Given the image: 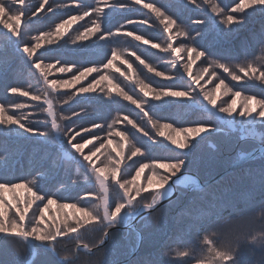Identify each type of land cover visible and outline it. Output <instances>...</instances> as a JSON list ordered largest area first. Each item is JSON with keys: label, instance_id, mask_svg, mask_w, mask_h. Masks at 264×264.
Returning a JSON list of instances; mask_svg holds the SVG:
<instances>
[{"label": "snow or ice", "instance_id": "1", "mask_svg": "<svg viewBox=\"0 0 264 264\" xmlns=\"http://www.w3.org/2000/svg\"><path fill=\"white\" fill-rule=\"evenodd\" d=\"M132 5H142L163 25L165 34L163 43L153 42L151 38H145L143 34H136L134 29L128 30V25H147L152 28L154 24L151 22V17L139 19L129 17L126 23L121 24L115 31L105 27L112 13L129 10ZM190 6L203 9L205 13L202 17L191 21L195 25L205 26L204 29L192 30L195 31V35L183 24L179 16L170 13L155 0H149L147 3L143 0H128V2L98 0L95 5H86L85 0H65L63 3L56 4V8L74 7L78 10L77 13H69L68 19H62L57 23L54 33L41 32L32 37L33 42L23 43L24 29L33 22L34 18H38L40 13L53 12L52 5L49 0H40L34 9H30L26 0H0V24L7 29L4 33L7 44L15 46L20 59L28 65V70L44 85L42 94L32 91L30 86L29 88L9 86L5 91L39 102L41 112L46 114L42 121L44 127H40L37 125L41 121L32 119L35 115L32 111L24 112L20 116L15 114L16 110L30 109L33 105L27 102L14 104L11 106L13 111L10 114L5 105L0 104V247L6 240H20L32 251L33 256L36 255L37 247L56 254L57 243L68 238L76 241L74 252L75 259H78L81 252L90 257L95 255V249H106L116 234L113 230L119 231L124 228L126 235L136 233L133 246L135 251L144 241L136 225L150 227L153 216L163 211L164 202L175 203L180 196L187 195L193 189L202 194L199 197H193V201L199 199L208 210L205 220L197 225L198 236L204 233L202 236L204 247L200 249L202 255L196 259L195 264H244L238 256L242 241L256 243L259 240V243L264 245V232L251 235L250 238L246 232V226L253 220L259 219L264 223V199L261 200L258 209L241 211L223 196L217 195L213 185L202 187L198 176L188 171L201 145L210 136L225 133L226 129H233L234 126L239 125L241 139L244 138V134L255 138L256 129H264V97L258 98L256 94L245 95L238 106L237 98H241V91H232L225 83L228 77L231 81H240L246 77V82L250 81L254 84L258 82L259 85L264 86V32L255 38L261 56L239 64L231 63L233 59L239 57V53L226 49L223 53L213 54L207 48L200 47L197 42L204 38L210 26L225 37L238 33L251 15L255 13L264 15V0H237L235 5L230 6L227 11L214 3V0H184L183 7ZM208 9H211L215 17H221L218 22L213 16L207 15ZM85 17H90V22L87 26L82 25L84 30L78 32L75 39L71 41L73 45L95 37L94 46L103 48L104 45L99 44L100 41L107 42L120 35L131 37L140 44L149 45L152 49H158L161 53L173 56L170 63L175 71L165 73L157 71L135 51L129 53L135 56L148 72L173 83L152 87L150 83L137 79L134 83L139 85V92L143 94V97L134 98L119 84L113 83L103 71V69L112 68L113 61L121 56L115 49L111 51V59H108L107 63L101 62L92 66L87 63L61 60H57L55 64L46 63L43 52L37 55L44 41L53 43L50 38L53 35L62 38L64 35L61 32L62 29L70 27L74 22L84 20ZM220 25L223 27L221 28ZM181 37L184 39L177 46L176 40ZM186 41L194 43L188 44ZM80 47L85 48L87 45L80 44ZM182 51L186 54L187 63L185 64L179 62L181 60L179 54ZM202 58L208 67L202 68L200 74L194 76L191 71L192 64ZM7 63L0 56V68L5 67ZM121 63L128 64V61L121 59ZM181 68L187 74V80L183 79ZM53 69L60 73H71V78L49 79ZM116 70L120 71L119 68ZM128 70L132 71L131 64H128ZM218 70L219 73L227 75L218 74ZM93 73L97 76H93L87 84L81 83ZM121 75L128 79L125 73L121 72ZM205 75L209 77L206 83H211L214 79L219 80L213 90H208L201 85L200 82ZM104 81H108L110 85L107 91L101 87ZM176 81H183V83ZM77 84L81 86L75 91L66 93L67 98L63 100L64 104H68L76 97H80V102L89 106H108L109 102L116 103L117 100L122 99L139 109V112L143 114L142 119L145 125L135 122L128 115L122 117L118 115L117 119L107 125L96 120H92L90 125L81 124L77 127L62 124L61 121H73L89 115L88 107L72 111L69 115L57 114L54 103L57 94ZM221 88L226 89L233 96L230 103L217 104L214 92H219ZM113 90L116 93L115 98L111 95ZM149 98L158 103L150 104ZM154 107L195 108L205 113L207 118L193 121L189 126H174V122L161 123L160 119L154 120L150 115ZM121 120L127 121L132 129L141 134L139 143H128L127 131L114 130L113 126ZM105 127L108 129L107 137L94 131V129L103 130ZM83 133H91V138ZM113 136L119 137L120 141L115 144L112 152L106 153L108 146L113 144ZM158 137H163V140ZM259 138L261 163L258 181L261 192L264 193V133H261ZM24 144L43 146L44 155L38 161L41 168L48 165L53 169L74 166L77 173H83L86 182L98 185L99 191L94 188L85 192L77 203L60 205L62 208L74 209L80 214L79 216L65 218L58 223L50 222L51 218L46 220L50 206L56 204L61 197L56 192L42 191L36 177L9 179L15 157ZM89 145L92 147L89 148ZM159 147H163L168 155L153 156V150ZM85 149L88 151L85 152ZM134 157L137 159H133ZM247 157L255 161L256 152H249ZM33 159L35 160V156ZM128 161L131 163H127ZM224 179L225 177H220L215 181V185H220ZM141 180L143 182L138 183ZM76 182L73 181V183ZM20 189L29 193V198L16 197L15 193ZM113 192L116 194L115 197L112 195ZM7 193H13L11 200L7 199ZM173 196H176V201L172 199ZM88 198L97 203L89 207L86 203ZM33 205H35V211L32 210ZM229 208L234 215L225 216ZM257 211L259 216L256 215ZM30 212L31 215H29ZM228 226H231V231L226 239L219 241L217 237ZM89 231L100 233L94 246L82 240L83 234ZM189 243L183 240L178 242L179 245ZM165 246L171 247L166 244L157 252H148L142 258L130 261L129 264H190L188 259H165V256L172 255V252H164ZM175 256L188 258L191 253L187 247H183L175 251ZM68 259L70 258L67 256L61 258V260ZM75 259L72 264H75ZM11 264H21V261L13 260ZM102 264H114V262L105 258Z\"/></svg>", "mask_w": 264, "mask_h": 264}, {"label": "rangeland", "instance_id": "2", "mask_svg": "<svg viewBox=\"0 0 264 264\" xmlns=\"http://www.w3.org/2000/svg\"><path fill=\"white\" fill-rule=\"evenodd\" d=\"M49 1H54V0H49ZM159 1L161 4H159ZM174 1H177V0H174ZM180 1H177V2L181 5V8L184 9V11H183L184 13L180 17L183 24L185 26H187L190 31H192L194 29H204L205 26L195 25L191 22L193 19L201 17V16H198L199 14H195V12H201L202 9H196V8L191 7V6L189 8H184L183 7L184 0H180ZM221 1H224V0H214V3L219 4L222 8L225 9V11H227L228 10L227 8L229 6L228 5L227 6L221 5L220 4ZM39 2H40V0H26L27 5L29 3L28 7L30 9H34L39 4ZM86 2H88L89 4L91 3L90 0H86ZM109 2H112V0H109ZM125 2H128V0H125ZM143 2L147 3L148 0H146V1L143 0ZM155 2L158 5H161L165 8H167L166 6H168L171 9L170 11L169 10L168 11L174 15H176L175 12H177L179 10L178 6L174 3H172L171 0L167 1V2H164V0H155ZM35 4H37V5L35 6ZM228 4H230V2ZM53 6L54 5H52V7ZM46 8H47V6H46ZM53 9H54L53 12L45 11L43 13H40L39 17L34 18L33 20H35V21L32 22V24L30 23V25L24 29L23 43L33 42L32 37L40 34L41 32L54 33L56 24L59 23L63 18H65L66 14L58 13L56 11V10H58V8H56L55 6L53 7ZM135 9H137V10L141 9V10H144L145 12L147 11V9H144L142 7V5H132V6H130L129 10H126V11L135 10ZM193 9H195L196 11H192ZM249 11H251V10H249ZM55 12H57V14ZM136 13L138 16H140V11H138ZM136 13L134 15H131L130 18L139 19L138 16L135 17ZM207 15L213 16V18L217 22L221 18V17H215V15L211 12V9H208ZM234 15H238V14H234ZM257 15H261V14L255 13V14L251 15L248 18L246 25L238 33L233 34V37L231 39H229V41L225 42L224 44L219 43L216 48H215V46L218 43V41H217L218 36H220L223 39H226L229 36L225 37L218 32L215 33L214 32L215 28L211 27V26L206 30V35L209 37V41L206 42L204 40V42H203L204 44H203L201 41L202 39H199L197 42L199 43V45L202 44L204 46V48H207L213 54L223 53L226 49H231L234 51V50H236V48L239 47L240 50H236V52L239 53L240 55L237 59H233L231 61L232 64L244 63L247 60H255L257 57L261 56V51H260V48H259L257 42H255L254 40H251L250 38L252 37L253 34L255 36H260L261 33L264 32L263 15L261 17H258L260 19L259 20L260 23H258V24L253 23V22H255L254 18H256ZM141 18H148V16L144 15V16H141ZM90 19H91L90 17H85L84 20H80L78 22L82 25L87 26L90 22ZM57 20H58V22H56ZM117 22H119V21H116V20L112 21V23L109 27L112 29V31L116 30L114 24H116ZM250 23H253V24H250ZM248 24H250L251 26L250 25L248 26ZM82 25H78L74 28H70L71 27L70 26L69 28L62 29L61 32L64 33L62 38H59V37H56L53 35L52 37H50L53 40V43L49 44V43H47V41H44L43 47L41 49H39L37 55H39L41 52H43L44 53L43 59L46 63L55 64L57 60H61V61L77 62L80 64H84L85 59H86V61H87L86 63H89V66H92L94 64H99L101 62L107 63V60L111 59V51L113 49H115L121 54V56L113 61V67L112 68L103 69V71L105 74H107L109 76V79L112 80L113 83L119 84L125 91H127L134 98H142L143 97V95H140L139 85L134 84V81L136 80V78L143 80L146 83H150L152 87H158V86H163L166 84L173 83L172 81L164 80L162 77L155 76L154 73L148 72L147 69H145L144 66L141 65L138 60H136L135 56L130 55L129 54L130 52L128 50L124 51L123 49H124L125 45L120 43V42H122V40L120 38L121 36L113 37L111 40H109L107 42L100 41L99 44L104 45L103 48H97L94 46L95 37H92L91 39H89L87 41L78 42L77 45H73L71 43V41L73 39H75L78 32H82L84 30ZM128 26H131V25H128ZM220 27L222 28L223 25H220ZM0 29H1L0 30V56H2L8 62L7 64L9 65L8 71L4 74L5 76L3 78H1L2 76L0 77L1 78L0 82H2L4 87L6 86V88L9 85L8 82H10V84H11L10 86H17V87H21V88H29V86H30L32 91L42 94L44 92V85L42 84V82L39 81L37 76L34 77V75H32V73L28 70V68H26V67H28V65L25 64L20 59L19 54L15 50V46L14 45L9 46L7 44V41H6V38L4 35V33L7 32V29H4L2 24H0ZM72 29L74 31L73 36H71ZM155 29L157 30L158 28L155 26ZM151 34H152V32L150 31V29L148 27V33L147 34L145 33L143 35L145 36V38H149V36H151ZM192 34L195 35V31H192ZM206 35L204 36V38H206ZM243 35H248V36L243 37ZM67 38L70 40H68L67 42H64V40ZM183 39L184 38L181 37V38L176 40L177 46L179 45L180 41ZM110 42H112V43H110ZM153 42H155V41H153ZM186 43L192 44L194 42L193 41H186ZM80 44H86L87 47L81 48ZM147 46H149V45H147ZM212 46H214V47H212ZM56 48H58V49L61 48V50L56 51V53H54V50ZM46 49H48V50H46ZM135 50L137 51L138 48H136L134 46H132V48H130V51H135ZM84 51H89V52L93 53V60L94 61L93 60L91 61V58H89L88 55L80 56L82 54L80 52H84ZM143 51L147 55L146 58H147L148 63L152 67H154L157 71H162L165 73H171V72L175 71V69L172 68V65L170 63L173 59V56H169L166 53H161L158 51V49H152L151 48V50H149V51L147 49H143ZM253 51H254V53H253ZM73 53H75V54H73ZM74 55H77V56L75 57ZM179 55L181 57V60L179 61L180 64L187 63L186 54L182 51ZM129 57H131V59L134 61V65L132 66V71H131L132 72V74H131L132 78L131 77L129 78L127 76L128 79H130V81L125 80L127 83L126 84L125 81L122 80L123 79L122 75L120 76L119 74H120V72H123L122 69L127 67L128 64L133 63ZM121 59L127 60L128 64L121 63ZM204 67H208V65L204 62V60L202 58L201 60L195 61L192 64L191 71H192L194 76L199 75L202 68H204ZM17 68H20V69L18 70ZM57 68H59V65H57ZM117 68H119L120 71H117L116 70ZM19 71H21L22 73H20ZM125 72H123V73H125ZM181 72L183 73V79L186 78L187 74L183 72L182 68H181ZM3 73H4V71H3ZM218 74L225 75V76L227 75V74L219 73V70H218ZM241 75H243V74H241ZM93 76H97V74L93 73L91 76H89L87 78V80H84L81 83L87 84L88 80H91ZM32 77H34V80L32 79ZM57 77L71 78V73H60L56 69H53L52 74L49 76V79H55ZM121 77H122V79H121ZM156 80H158V81H156ZM208 80H209V77L207 75H205L204 79L201 80V82H200L201 85H204L208 90H213L215 88V85L219 83V80H215V79L212 80L211 83H206ZM25 81H27V82H25ZM161 81H165V82H161ZM246 81H247L246 77L241 79L240 81H231L230 77H228V79L225 80V83L228 85L229 88L232 89V91H241V98H237V105L238 106L241 103L242 97L245 95L256 94L258 98L264 97V86L259 85L258 82L254 84L250 81H248V82H246ZM176 82L177 83H183L181 81H176ZM80 86H81L80 84H77L74 87H72L71 89H63V90H61L60 93L57 94V96L54 100V103L56 105L57 114L58 115H69L72 111H79L83 107H88L89 115L74 119L73 121H61L62 124H69L73 127H77L81 124H89L90 125L92 120H96L97 122H101V123H104L105 125H107V124H111L114 119H117L118 115L120 117H122L123 115H128L129 118L133 119L135 122L141 124L142 126L145 125V121H144V119H142L143 114L139 112V109L135 108V106L130 104L129 102L123 101L122 99L117 100L116 103L109 102L108 106H101V105L89 106V105H85L82 102H80V97H76L73 100H71L68 104H64L63 100L67 98L66 93L75 91V89L79 88ZM101 87H104L105 90L107 91V89L110 87V85L108 84V81H104L103 84L101 85ZM2 90H3V88H0V91H2ZM111 95L113 96V98H115V96H116L115 90L112 91ZM214 96L217 99L218 105L224 104L226 102L230 103L231 100L233 99V96L231 95V93L228 92L224 88H221V90L219 92H214ZM0 98H1L0 104H4L6 109H8L10 114L13 111L11 106L14 104L27 102V103L33 105V107L30 109L16 110L15 114L17 116H20V115H23L24 112L32 111L33 113H35V115L32 117V119H39L41 121V123H39L37 126L44 127V124L42 123V121L45 119L46 114L41 112V109L38 106L39 102L30 101L26 97H21L18 94L12 95V94L7 93L6 91H3V93L0 94ZM149 103L150 104L151 103L156 104L158 102L151 101L149 98ZM150 115H152L154 120L160 119L161 123H163V122H174V126H176V125L189 126L190 124L188 122H190L191 120L198 119L199 117H200L199 119H206L207 118L205 113H203L201 110L195 109V108L164 109V108L154 107V108H152ZM113 128H114V130H118V131H127L128 135H129L128 143H132V142L139 143L140 142L141 134L137 133L135 131V129H132L131 125L128 124L127 121L121 120V122H118L117 124H115L113 126ZM94 131L100 132V134L103 137H107V133H108L107 127H105V129H103V130L94 129ZM152 131L154 132L155 130H152ZM256 132H257V136L255 138H250L247 134H244V138L241 139L242 133L240 131L239 125L234 126L233 129H226L225 133H223V136H232L231 138H227L229 140L227 143L228 144L227 145L228 146L227 151L231 150L232 156L233 155H242L244 157L245 154H247L248 152L251 151L250 149L253 150V149L257 148V146L260 145V138L259 137H260L261 133H264V129L257 128ZM83 135H88L89 138H91V133H83ZM179 138L182 139V137H179ZM112 139H113V144L108 146L106 153L112 152V149L115 147V144L120 141L119 137L113 136ZM158 139L163 140V137H158ZM95 143L98 144L99 141H95ZM165 143H167V142L165 141ZM208 145H210L211 150H205L206 153L204 154V157H206L207 160L211 161V159H214L215 157H218L219 155L223 154V151L220 148L213 145L212 142H208ZM213 146H215V147H213ZM91 147H92V145H89V148H91ZM247 150H249V151H247ZM20 151H23L22 152L23 155L21 158H24V155H25V157H27L26 161L28 162V164L31 165V166L27 167V169L28 170L37 169L38 167H35V166H37L39 164L38 163L39 158L44 155L43 146L35 145V144H24ZM87 151H88V149H85V152H87ZM207 152L208 153L210 152L211 154H208ZM113 155H114V153H113ZM152 155L166 156V155H168V153L164 150L163 147H159V148H155L153 150ZM33 156H35V160L33 159ZM101 159H104V157H101ZM133 159H137V158L134 157ZM127 163H131V161H128ZM57 169L60 170L61 176H64L63 174H67V173L72 175V184L71 185L75 184V183H73V181H77L79 178L82 179L80 181L86 182L84 180L83 173L82 172L77 173L74 166L60 167ZM46 172H48V171H46ZM191 174H193V173H191ZM256 179L258 180V178H256ZM199 180H201V179H199ZM142 182H143L142 180L138 181V183H142ZM86 183L89 186L91 185V187H88L83 192H76L74 194V197L76 198V200H79L81 195H83L87 191L93 190L94 188H95V190L99 191L98 185H94L92 182H86ZM50 188L55 192V191H60L62 189L65 190V188H67V186L61 185V186L57 187L55 184H50ZM193 190H195V189H193ZM112 195L115 197V195H116L115 192H113ZM87 202H89V203H87ZM87 202L86 203L89 207H92L93 205H95L97 203V201H95V200L92 202L91 198H88ZM61 204H64V203L54 204L55 206H53L55 208V210H57V214H58L59 219L60 218L61 219L71 218L72 216H79L80 215L79 213L75 212V210L72 208L60 207ZM78 206H79V204H78ZM185 216H180V214H179L178 217H179L181 222H184L188 219L187 215H185ZM64 219H63V221H64ZM195 220H196V218H195ZM188 234H190V232ZM181 240H183V239H180V241ZM183 241H185V240H183ZM185 245H187V244H185ZM178 246H180V245L179 244L178 245H172L170 248L169 247L164 248V252H172L171 257L165 256L164 258L165 259H173V260H177V259L185 260L186 258H183V257L178 258L175 256V251L179 249ZM195 250L199 251L198 249H195ZM205 255H206V253H205ZM199 257H201V255H195V254L191 253V256L189 257L190 261L192 259L194 261L191 264H195L196 259ZM27 262H26V264H27Z\"/></svg>", "mask_w": 264, "mask_h": 264}, {"label": "trees", "instance_id": "3", "mask_svg": "<svg viewBox=\"0 0 264 264\" xmlns=\"http://www.w3.org/2000/svg\"><path fill=\"white\" fill-rule=\"evenodd\" d=\"M90 1H91L90 4L92 5H95L98 2V0H90ZM167 1H170V0H164V2H167ZM171 1L172 3L176 4L179 8V10L175 12L176 16L181 17L182 14L184 13L183 12L184 9L181 8V5L177 2L180 0H177V1L171 0ZM49 2L51 5H54L56 7V4L63 3L65 2V0H54V1H49ZM229 2L230 4H228ZM236 2L237 0H224V1H221L220 4L224 6L228 5L230 7V6H234ZM85 4L87 5L89 3L86 2L85 0ZM159 4H161L160 1H159ZM36 5L37 4H35V6ZM166 7L168 8L169 11L171 10L168 6ZM56 11L60 14H66V17L63 19H68L69 13L76 14L78 10L73 7L70 9H59L58 8V10ZM138 11H140V16H138L136 13ZM192 11H196V10L193 9ZM57 12L55 13L57 14ZM135 13H136L135 17L138 16L139 18H141V16H144V15H147L148 18L151 17V22L154 24V26L152 28H149L150 31L152 32L149 38H151L155 42L163 43L164 36H165V34L163 33V25L158 20H156L154 14L148 12V10L146 12L141 9L114 12L112 13L111 19L108 23H106L105 27L109 28L112 21L116 20L119 22H117L114 25H115V28H118L121 24L126 23L127 18H129L131 15H134ZM195 14H199L198 16H201V17L205 15L203 9L201 12H195ZM261 16L262 15H257L256 17L257 19L254 18L255 22L253 23H257V24L260 23L259 21L260 19L258 17H261ZM263 18H264V15H263ZM34 21L35 20H33V22ZM56 22H58V20ZM253 23H250V24H253ZM250 24H248V26ZM78 25H82V24H80L78 21L74 22L70 28H74ZM155 26L158 28L157 30L155 29ZM132 29L135 30L136 34H145V33L147 34L148 33V27L146 25L128 26V30H132ZM214 32L216 33L217 31L214 30ZM73 33L74 31L72 29L71 36H73ZM120 36L122 40V42L120 43L125 45L123 49L124 51L128 50L130 52V48L134 46L138 48V50L137 51L135 50V52H137L142 58H144L147 61V58H146L147 55L145 54L143 49H147L149 51L151 50L149 46L140 44L139 42L133 40L131 37H126L123 35H120ZM247 36L248 35H243V37H247ZM232 37L233 35L231 37L229 36L226 39H223L220 36H218L217 37L218 43L215 46V48L218 46L219 43L224 44L225 42L229 41V39H231ZM258 37L259 36H255L253 34L250 39L256 42L255 38H258ZM68 40L70 39L67 38L64 40V42H67ZM204 40L208 42L209 37L206 35V38L201 40L202 43L204 42ZM200 46L204 48L202 44ZM60 50L61 48L60 49L56 48L54 50V53ZM236 50H240L239 47L236 48ZM236 50L234 51L236 52ZM80 53H82L80 56L88 55L89 58H91V61L93 60V53L89 51H84ZM74 56L76 57L77 55H74ZM129 58L133 62L131 64V66H133L134 61L131 59V57ZM86 62L87 61L85 59V63ZM8 68H9L8 64L5 67L0 68V77L2 76L1 78L5 76L4 74L8 71ZM125 68L122 69L123 72L126 71L125 75L128 76L129 78L130 77L132 78L131 76L132 72L128 70V66ZM17 69L19 70L20 68H17ZM19 72L22 73L21 71ZM119 75L121 76V72ZM34 77H32L33 80H34ZM122 77H121L122 80L130 81V79H125L124 76ZM187 79L188 77L184 78V80H187ZM161 82H165V81H161ZM8 84H9L8 85L9 87L11 84L10 82H8ZM0 88H3V90L0 91V94L3 93L5 89H7L6 86L4 87L2 82H0ZM140 95H143V94L140 93ZM0 101H1V98H0ZM199 118L191 120L188 123L190 124L193 121L202 120ZM231 137L232 136H223V133L210 136L208 140L205 141L203 145H201L200 150L197 152L199 156L196 154L197 156L193 158V163L189 166L188 171L197 175L199 179H201L203 182H207L213 176L218 175L219 173L223 172V170L229 168V166L234 164L235 161L243 157L242 155L232 156V151L231 150L227 151V147H228L227 143L229 141L227 138H231ZM208 142H212L213 145H215L216 147L220 148L223 151L222 155H219L218 157L211 159V161L207 160V158L204 157V154L206 153L205 150H211V147L210 145H208ZM22 152L23 151H19L15 157V160L12 165L11 173L9 175V179H17V180L19 178L32 179L33 177L36 176L37 183L40 189L42 191H47V192H54L50 188V184H55L57 187L61 185H66L67 188H65V190L62 189L60 191H55L61 197L60 199L57 200L56 204L58 203H77L80 199L76 200V198L74 197V194L76 192H83L88 187H91V185L90 186L87 185L86 182L80 181L82 180L81 178L77 180L78 182L71 185L72 184L71 174L67 173V174H63L64 176H61L60 170L57 168L53 169L51 168L50 165L44 168H41L40 164H38L37 166H35V167H38L37 169L28 170L27 167L31 165L28 164V162L26 161L27 157H25V155H24V158H21L23 155ZM208 154H211V153L209 152ZM153 156H156V155H153ZM260 163L261 162L258 156L255 161L246 162V164L235 168V171L232 172L231 174L223 176L225 177V179L220 185H215L216 180L208 185H213V190L216 192L217 195L223 196L226 200L230 201L231 204L235 205V207L241 211L246 210V209H258L261 200L264 199V193L261 192L259 181L256 179L258 178V170L260 167ZM41 173L43 174L41 175ZM33 190L35 191V188ZM200 195L202 194L199 193L198 190H191L188 192L187 195L180 196L177 202L172 203V204H168V203L164 204L163 211L153 216L150 227L144 228L142 227V225L137 224L136 225L137 230L143 235L144 241H143L142 246L137 250V253L134 255V257L131 258L125 264H129L130 261H135L137 259L142 258L144 254L148 252H157L162 246L166 244L171 245V246L178 245V242L180 241V239H183L190 243L187 245L178 246L179 248L178 250H181L183 247H187L188 250L192 254L202 255L200 249L204 247L202 243V236L204 235V233H200L198 236L197 225L199 223H202L205 220L208 210L205 206H203L202 202L199 199L195 201H193L192 199L193 197H199ZM15 196L18 198H29V193H27L23 189H20V190H17V192L15 193ZM6 197L7 199L11 200L13 197V193H7ZM176 199L177 198L175 196L173 200L176 201ZM93 201L94 200L92 199V202ZM53 206L55 205L50 206V209L48 213L46 214V220L48 218H51L50 222H57V223L62 222L64 218L59 219L57 210H55ZM32 210L35 211V205H33ZM179 214L180 216L187 215L188 219L184 222H181L178 217ZM29 215H31V212L29 213ZM230 215H234L231 208H229L225 212V216H230ZM256 215L259 216V211L256 212ZM113 231L116 233L113 238V241L109 243L106 249L101 248V249L94 250L95 255L93 256L89 257V256L84 255L83 252H81L79 258L75 259L74 250L76 248V241L65 238L64 240L59 241L57 243L55 255L50 251H46L43 248L37 247L36 255L34 256V259L31 261V264H72L73 259H75V264H102V261L105 258L110 259L111 261L114 262V264L123 262L124 259H126L132 253H134L133 246L136 241V233L133 232L129 235H126L125 234L126 229L124 228H121L119 231L114 229ZM230 231H231V226L225 227L221 231L217 239L219 241H223L224 239H226ZM189 232L190 234H188ZM246 232L249 235V238L251 235H259L262 232H264V223H262L259 219H255L246 226ZM99 236H100V233L89 231L83 234L82 240L83 242L94 246ZM164 248H168V247L165 246ZM195 249H198L199 251H196ZM30 256H31V250L28 249L23 244V242L20 240H6L3 242L2 247H0V264H11L13 260H19L21 261V264H26V262L30 260ZM65 256L69 257L70 259L61 260V258ZM238 256L244 262V264H264V245H260L259 240L256 243H249L247 241H242ZM186 259L190 261L189 257ZM192 262H194L193 259L190 261V264Z\"/></svg>", "mask_w": 264, "mask_h": 264}, {"label": "water", "instance_id": "4", "mask_svg": "<svg viewBox=\"0 0 264 264\" xmlns=\"http://www.w3.org/2000/svg\"><path fill=\"white\" fill-rule=\"evenodd\" d=\"M259 148H260V145L257 146V148L251 150L250 152H253V151H254V152H256V155H259ZM247 154H248V153H247ZM247 154H245V156H244L243 158H241V159L235 161L234 164H232L231 166H229V168L223 170V172L219 173V174L216 175L215 177H212V179L210 180V182H212L213 180H216L217 178L222 177L223 175H225V174H227V173L233 171L234 168H236L237 166L242 165V164H245V163L248 162V161H252V160H249V159H248ZM210 182H209V183H210ZM200 184H201V186H204V185H206L207 183H203V182L200 180ZM174 197H175V196H173L172 199H173ZM164 204H167V202H164ZM95 250H97V249H95ZM54 255H55V254H54ZM31 257L33 258V255H32ZM126 260H127V259H126ZM126 260H125V261H126ZM125 261H124V262H125ZM119 264H122V263H119Z\"/></svg>", "mask_w": 264, "mask_h": 264}]
</instances>
